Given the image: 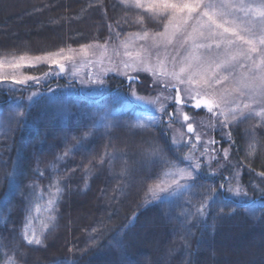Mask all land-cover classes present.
<instances>
[{"label":"trees","instance_id":"obj_1","mask_svg":"<svg viewBox=\"0 0 264 264\" xmlns=\"http://www.w3.org/2000/svg\"><path fill=\"white\" fill-rule=\"evenodd\" d=\"M161 28L118 0H0V55L38 57L106 41L112 29L123 37ZM28 70L39 76L49 66ZM70 83L79 87L60 75L46 84L10 83L17 94L0 89V111L19 97L24 113L0 134V264H264V193L256 192L264 190L263 123L250 117L231 129L221 145L228 159L207 169L199 160V173L183 194L151 199L148 189L164 161H182L164 120L138 132L118 124L70 150L112 107L111 94L128 91L109 80L111 90L93 101L78 88L72 96L60 90ZM33 92L39 95L32 100ZM152 147L161 152L149 155ZM67 150L64 163L49 171L47 165ZM228 162L239 170L250 201L225 195ZM45 189L56 191L55 219L41 245H28L26 217ZM201 203L202 216L196 212Z\"/></svg>","mask_w":264,"mask_h":264},{"label":"snow or ice","instance_id":"obj_2","mask_svg":"<svg viewBox=\"0 0 264 264\" xmlns=\"http://www.w3.org/2000/svg\"><path fill=\"white\" fill-rule=\"evenodd\" d=\"M134 2L138 8L145 7L142 0H134ZM146 11L151 14L152 18L159 19L163 23V31L156 33L153 40L156 41L157 37L161 38L160 43L164 44L166 50L169 46L177 45L176 55L171 57V62L174 66L179 64L178 70L174 67L169 72L164 68V61H160L158 72L153 71L144 63L143 53L147 52V49L143 45L140 51L132 52L127 51L129 44L124 43L123 47L126 49L124 55L144 64V70L152 71L153 75L170 76L175 83L165 86L176 89L174 99L177 104L194 101L192 105L194 108H206L218 119L222 127H228L230 121L237 122L252 115L264 119V0H148ZM143 19L141 16V23ZM147 38L148 32L146 31L138 36L141 40ZM181 49H185V54L182 56L180 55ZM84 50L85 46H82V51ZM62 51L48 54L46 58L36 57L35 59L37 61L49 60L63 72L64 64L60 62L61 59L71 60L73 57L62 55ZM115 55L118 56L119 52H115ZM8 66L19 69L33 65L24 56H20L19 58L14 57ZM123 66L125 68L135 67L134 64L128 62H123ZM3 68L4 61L0 60V69ZM129 79L134 78L129 77ZM9 80L19 85L27 84L28 81L39 83V78L36 76L4 75L0 71V83ZM97 82L103 83L102 80H97ZM185 84L195 85L197 90L194 92L186 90L189 94L182 100L179 86ZM131 94L136 99L148 100L152 104H156L159 100V97L149 99L138 96L134 89L131 90ZM159 110L165 112V106L160 104ZM16 115L22 117L24 113L20 112ZM220 117L223 119L220 120ZM183 119L187 122L190 117L184 114ZM150 126L142 123L130 125L133 128ZM187 131L195 135V142L190 141V153H194L198 145L202 146L206 153L207 145L217 143L214 139H210L206 144L202 142L193 123H187ZM87 135L89 133H85V136ZM228 135L230 136L231 133L229 132ZM160 152L159 148L152 147L148 154L155 156ZM224 152L227 156L226 149ZM64 155L67 156L68 152L66 151ZM183 159L196 160V162L188 168L174 166V171L163 174L169 177L167 180L158 177V182L148 189L152 192L153 198H158L157 191L164 192L172 186H175L174 193L189 187L187 184H182L181 180L193 179V172L200 168V162L188 154ZM164 163L170 165L171 161H164ZM260 175L264 176V172ZM212 191L214 193L215 190ZM241 191L242 189L237 186L234 194L240 195ZM243 194L247 195V193ZM208 198L205 197V199ZM49 203L52 204L54 201H49ZM205 208L206 205L201 203L196 210L197 214L202 216ZM51 219L54 220L55 217ZM23 239L28 245L42 244L39 237H29L25 234ZM13 264H15L14 261Z\"/></svg>","mask_w":264,"mask_h":264},{"label":"rangeland","instance_id":"obj_3","mask_svg":"<svg viewBox=\"0 0 264 264\" xmlns=\"http://www.w3.org/2000/svg\"><path fill=\"white\" fill-rule=\"evenodd\" d=\"M123 3L125 6L130 8H136L141 12H145L149 15V17L153 21H159V19L152 18L151 14L146 11L148 0H142L145 4V7L138 8L135 6L134 0H118ZM162 23V22H161ZM138 30L133 33L126 34L123 37L118 36L117 33L112 29L109 32V38L106 41H102L99 43H91L89 45H84L85 50L82 51V46L80 48H70V49H60L57 52L53 53H61L64 56H72L71 60H63L61 59V63L64 64V71L61 72L59 67L56 64H52L49 60L43 59L37 61L36 57L24 56L27 61H29L34 67L39 64H44L49 66V71L45 74L36 76L39 78V82L48 83L51 79L59 77L60 75L64 76L65 79L76 80L79 87L77 86L82 94H85L90 99L101 100L104 95L107 94L109 89V80L110 81H118L121 82L124 87H127L126 95L124 93H115L111 94L112 107L107 109L105 112L98 117V119L92 125L88 126L85 130V133H89V135L85 136V134L81 137V140L77 141V144L71 148L70 150L78 147L85 146L89 141L96 139L99 136H105L109 132L112 131V128L118 124H123L128 127L130 130L134 132L144 131L148 129L140 128V127H130L133 124H146V125H159L161 120H166V124L163 126L165 130L169 133V139L173 145V149L177 153L182 148V154L179 155L180 160L179 163L171 162L170 165H163V172L161 174L162 179H169V177L164 176L165 172L174 171V166H179L180 168H188L190 165L194 164L196 160H184V156L186 154L194 156L196 159L203 161L202 167L205 169L209 168V164L215 163V166H220L219 162H225L228 159V147L225 146L223 148L221 145L225 141H229L230 138L228 133L231 129L235 128L237 124L243 123L247 118L253 117L257 119L259 122L264 124V119L257 116H248L246 119L237 121V122H229L228 127H222L218 123V119L209 113L206 108H202L199 111L189 110L184 108L182 105L174 104V90L172 87H166V84H174L175 81L172 80L170 76L163 75H153L152 71L144 70V64L131 60L129 57L124 55L126 49L123 47L124 43L129 44L127 51H140L141 45L147 49V52L143 53L144 63L150 66L153 71L159 70L160 61H164V68L167 71H172L175 67L178 70V66H174L169 60L168 56L171 58L176 55V47L177 45L169 46L166 50L163 43H160L161 38L157 37L156 41L153 40V37L156 36V32H148V38L146 40L138 39V36L143 35L145 32ZM163 31V23L162 28L159 32ZM163 48V49H162ZM119 52V55H115V52ZM49 53V54H53ZM158 54V55H157ZM168 54V56H167ZM185 54V49L180 50V55ZM48 55H38V57L46 58ZM19 58L20 56H12V55H0V60L4 61V68L0 69L4 75H29L34 76L29 72V68L31 67H22L19 69H13L8 66L9 62L12 61L13 58ZM59 58V57H57ZM102 61V63H101ZM110 61H114V63H110ZM123 62H128L130 64H134V68H125L123 66ZM128 76H137L138 80L136 82L131 81L126 83V78ZM97 80H102L103 83L100 84ZM31 82V81H28ZM163 82V83H162ZM11 81H5L0 83V89L5 92H14L17 88L12 87L10 85ZM28 84V83H27ZM18 85V84H17ZM182 100H184L189 92L186 90H191L192 92L197 90V86L195 85H180ZM73 84H65L61 87L60 90L65 91L66 95L72 96L76 94L78 89H76ZM134 89L138 96L146 97L149 99H155L159 97V100L156 104L149 103L148 100H139L136 99L131 94V90ZM111 90V89H110ZM13 93V94H14ZM17 94V93H15ZM39 94L36 95V92L30 94L32 100L36 98ZM167 98V99H166ZM18 97L14 98L12 102L14 106L11 109L5 112L0 111V134H6L9 132V129L12 127L15 119H18L17 113L21 112L22 101ZM186 102V103H190ZM160 104L165 106V112H161ZM172 111V118L169 117L167 113ZM214 111H218L214 109ZM184 114H187L190 119L185 122L183 119ZM220 120L223 117L219 118ZM187 123H193L196 132L200 134L202 142L206 144L210 139H214L217 141L216 144L207 145L208 151L205 153L203 147L198 145L197 150L194 153H190L189 149L191 147V142H195V135L193 133L187 132ZM186 146V148H184ZM227 150V156H225L224 150ZM67 150V152H71ZM66 151L63 153H59L53 158V161L47 165V169L49 171H54L56 168L61 166L64 163L67 156L64 155ZM62 157V159H58ZM226 168L229 172V181L226 185H224L225 195L233 198L235 200H239L241 202H245L249 200L248 195H244L243 193L248 192L244 189L241 184L240 172L237 168H235L232 162H228L226 164ZM199 173V169H196L193 172V177ZM191 180V179H190ZM158 182V181H157ZM189 180H181L182 184L190 185ZM55 185L54 181L51 182V185ZM52 185V186H53ZM154 186V185H153ZM237 186L242 189L240 195H235V191ZM175 186H172L167 191L156 192V196L158 198H153L152 192L150 193L151 199H161L165 200L167 198H174L176 195L179 196L184 193L182 189L178 192H173ZM231 189V191H230ZM257 194L264 193V190H256ZM57 200L56 191H52V189H45L44 192H40L33 201L31 208L29 209V214L26 217V223L23 228V236L27 234L29 237L35 236L42 238L44 232L46 231V227L49 226L53 219L54 215V206ZM49 201H54V203L50 204ZM250 201V200H249ZM254 206H250L249 210ZM25 241V240H24ZM35 245V244H33Z\"/></svg>","mask_w":264,"mask_h":264},{"label":"water","instance_id":"obj_4","mask_svg":"<svg viewBox=\"0 0 264 264\" xmlns=\"http://www.w3.org/2000/svg\"><path fill=\"white\" fill-rule=\"evenodd\" d=\"M129 77H133L134 79H129ZM138 80V78H137V76L135 77V76H128L127 78H126V83H129V82H131V81H134V82H136ZM172 89L174 90V95H175V92H176V89L174 88V87H172ZM181 99H182V96H181ZM97 100H99V99H97ZM174 103L175 104H177L176 103V101H175V99H174ZM193 103H194V101H191L190 103H181V104H177V105H183V106H185V107H188V108H193L194 110H196V111H199L200 109H196V108H194L192 105H193ZM170 118H172V115L171 116H169ZM188 132V131H187Z\"/></svg>","mask_w":264,"mask_h":264},{"label":"flooded vegetation","instance_id":"obj_5","mask_svg":"<svg viewBox=\"0 0 264 264\" xmlns=\"http://www.w3.org/2000/svg\"><path fill=\"white\" fill-rule=\"evenodd\" d=\"M173 103H174V102H173ZM182 106H183V105H182ZM183 107H184V108H186V109H189V110H191V109H192V108L190 109V108H188V107H185V106H183ZM169 113H171V114H172V111H170ZM173 118H174V117H173ZM173 118H172V119H173ZM165 121H166V120H164V122H165Z\"/></svg>","mask_w":264,"mask_h":264},{"label":"bare ground","instance_id":"obj_6","mask_svg":"<svg viewBox=\"0 0 264 264\" xmlns=\"http://www.w3.org/2000/svg\"><path fill=\"white\" fill-rule=\"evenodd\" d=\"M167 56H168V54H167ZM168 58H169V60L171 61V58L168 56ZM172 63V62H171ZM175 66H178V63L175 65Z\"/></svg>","mask_w":264,"mask_h":264}]
</instances>
